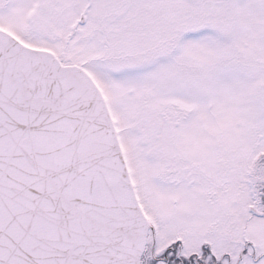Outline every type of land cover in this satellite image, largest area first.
<instances>
[{
	"label": "snow or ice",
	"instance_id": "snow-or-ice-1",
	"mask_svg": "<svg viewBox=\"0 0 264 264\" xmlns=\"http://www.w3.org/2000/svg\"><path fill=\"white\" fill-rule=\"evenodd\" d=\"M0 264H264V0H0Z\"/></svg>",
	"mask_w": 264,
	"mask_h": 264
}]
</instances>
